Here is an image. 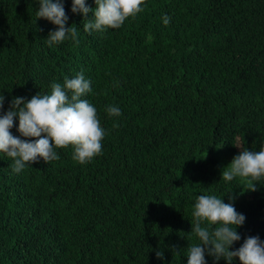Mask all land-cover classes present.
Wrapping results in <instances>:
<instances>
[{
	"label": "trees",
	"instance_id": "1",
	"mask_svg": "<svg viewBox=\"0 0 264 264\" xmlns=\"http://www.w3.org/2000/svg\"><path fill=\"white\" fill-rule=\"evenodd\" d=\"M61 3L79 42L49 46L58 26L36 17L37 0H0V115L13 97L50 94L84 67L93 81L82 99L98 107L102 153L80 164L69 145L67 157L58 152L15 173L0 152V264H187V219L199 195L220 197L246 217L238 248L248 236L264 241V177L256 191H245L240 177L221 178L241 150L264 146V0H145L122 29L91 32L83 24L94 19L95 0H85L87 16L72 12V0ZM109 106L121 115L110 117ZM121 146L146 148L143 166L128 159L110 180L88 185L90 197L55 177L57 168L94 175L100 160H118ZM89 198L120 212L102 225L99 211L82 204ZM44 218L59 239L42 234ZM168 218H178L169 236L178 247L158 238Z\"/></svg>",
	"mask_w": 264,
	"mask_h": 264
},
{
	"label": "clouds",
	"instance_id": "2",
	"mask_svg": "<svg viewBox=\"0 0 264 264\" xmlns=\"http://www.w3.org/2000/svg\"><path fill=\"white\" fill-rule=\"evenodd\" d=\"M39 4L36 12L37 18H44L54 25L55 31H50L47 37L49 46L61 43L67 39L79 42L77 27L68 26V16L61 0H37ZM145 0H95L97 7L94 9V19H86L83 24L85 32L122 29V25L129 17H134L141 12ZM72 12H81L87 16L90 9L85 0H72ZM163 23L167 25L170 17L165 15ZM69 74L74 78H64L63 86L60 83L51 85V93L41 95L39 92L30 99L13 97L9 109L0 115V152H4L13 159V171L20 173L27 164L38 162L41 158L45 163L66 156L69 145L74 147L73 159L80 164L91 162V159L102 153V140L105 130L97 117L98 107L82 99L92 91L91 82L93 74L84 67L74 69ZM60 76H63L60 75ZM59 77V76H58ZM4 97L0 96V109H3ZM108 115L120 116L121 110L115 106L107 108ZM18 131L21 139L14 136L10 129ZM152 140L154 136L150 134ZM158 145L155 141L147 145L152 150ZM239 147L238 145H236ZM120 156L109 163L100 160L95 165L96 173L85 178H78L68 170L57 168L55 177L70 189L79 187L82 192L90 197L88 185L104 183L112 178L114 173L129 163L134 167L144 164L146 148L140 147L134 152L125 146L119 147ZM57 152H56V151ZM67 157V156H66ZM240 177L244 181L245 191H256L257 184L264 177V146L259 151L241 150L226 166L221 178L232 181ZM80 179V180H79ZM54 202L66 205L62 198ZM234 197L229 196V200ZM86 209L98 210L101 214L100 224H104L108 217L115 212H120V207L115 203L94 205L91 199L83 200ZM68 207V206H67ZM193 220L187 219L188 234L186 244L187 264H264V241L259 236H248L238 248L241 239L236 231L242 226L246 217L239 213L232 203H225L222 198L215 195H199L196 198L192 212ZM86 217L82 215V223ZM178 218L165 219L164 232L158 230V238L165 239L170 246L178 247L177 239L170 238L172 226ZM99 224V225H100ZM214 225H219L214 227ZM42 234L53 239H59L56 228L46 218L40 223ZM60 241V240H54ZM234 243L233 246H231ZM206 250L208 254L206 253ZM157 258L163 259V252L156 251ZM122 264V263H121Z\"/></svg>",
	"mask_w": 264,
	"mask_h": 264
}]
</instances>
